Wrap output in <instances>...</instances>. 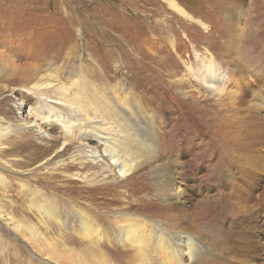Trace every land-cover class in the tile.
Returning <instances> with one entry per match:
<instances>
[{
    "label": "bare ground",
    "instance_id": "6f19581e",
    "mask_svg": "<svg viewBox=\"0 0 264 264\" xmlns=\"http://www.w3.org/2000/svg\"><path fill=\"white\" fill-rule=\"evenodd\" d=\"M164 1L178 17H188L174 2ZM46 45L23 39L15 44L33 49L16 55L17 60L35 59L41 65L29 68L26 63L14 65V59H0V163L8 165L14 178H25L15 179L20 186L18 196H12L8 177L0 173V202L7 200L0 204V225L29 251L21 257L11 240L2 241L0 264H264V258L257 259L264 254L263 246H212L193 227L187 208L177 206L172 163L165 159L169 148L161 149L155 115L147 112L137 92L121 80L112 85L114 79L94 58L88 59L94 66L71 64L66 58L75 50L62 58L48 53L53 43ZM42 50L44 54H38ZM154 57L160 73L170 75L166 57ZM199 63V71L192 74L195 80L202 82L204 73L218 72L211 58ZM115 67H122V61ZM30 99L33 104L28 106ZM13 100L15 113L5 110ZM10 114L20 116L8 118ZM231 123H225L230 126L228 138L253 140L264 148V121ZM32 174L35 179L28 177ZM137 176L152 179L149 200L124 195L121 206L97 214L105 226L97 222L89 210L97 202L86 203V194L106 185L126 188ZM224 198L226 214L235 224L248 218L249 198ZM143 208L154 212L146 214Z\"/></svg>",
    "mask_w": 264,
    "mask_h": 264
},
{
    "label": "rangeland",
    "instance_id": "374dc122",
    "mask_svg": "<svg viewBox=\"0 0 264 264\" xmlns=\"http://www.w3.org/2000/svg\"><path fill=\"white\" fill-rule=\"evenodd\" d=\"M171 1L188 17H178L164 0H0V59H14V65L26 63L29 68L41 65L35 59L17 60L16 55L33 52L30 47L15 46L23 39L53 43L48 53L62 58L75 50L66 58L71 64L80 62L87 67L89 57L103 63L107 76L114 79L112 85L121 80L137 92L147 112L155 115L161 149L169 148L165 159L172 163V193L177 206L187 208L197 232L212 246L262 248L264 148L253 140L228 138L230 126L225 123L240 126L243 120L264 121V0ZM154 56L166 57L172 77L160 73ZM201 58H211L218 70L216 75L204 73L202 82L192 75ZM121 61L122 67L116 68L115 63ZM214 87L223 92L216 94ZM228 94L230 98L224 100ZM13 103L8 102L5 110L14 112ZM28 103L33 104L31 99ZM0 173L10 181V194L18 196L17 180L25 178L11 176L2 162ZM28 177L35 179L36 175ZM144 179L138 177L127 189L106 185L87 193L85 202H97L89 209L97 216L121 206L124 195L148 201L152 179ZM225 196L234 201L249 198V216L241 224L227 216L222 203ZM6 201L3 197L0 204ZM100 215L96 220L105 226ZM7 239L19 247L21 257L29 253L22 241L11 238L0 225V245ZM261 257L264 254L257 259Z\"/></svg>",
    "mask_w": 264,
    "mask_h": 264
}]
</instances>
